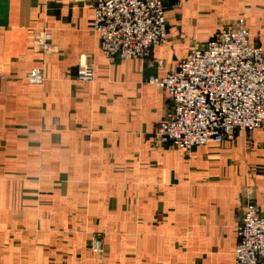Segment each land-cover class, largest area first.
Returning <instances> with one entry per match:
<instances>
[{"label":"crops","instance_id":"0c3cea01","mask_svg":"<svg viewBox=\"0 0 264 264\" xmlns=\"http://www.w3.org/2000/svg\"><path fill=\"white\" fill-rule=\"evenodd\" d=\"M94 2L0 0V264H234L245 206L264 215V130L187 153L159 144L172 103L148 78L240 18L264 48V0H164L166 42L113 61ZM82 59L93 82L77 80ZM34 69L42 84L26 80Z\"/></svg>","mask_w":264,"mask_h":264},{"label":"built area","instance_id":"2783aa9c","mask_svg":"<svg viewBox=\"0 0 264 264\" xmlns=\"http://www.w3.org/2000/svg\"><path fill=\"white\" fill-rule=\"evenodd\" d=\"M93 9L91 28L110 61L145 59L153 46L167 40L164 0H95ZM250 37L244 18L225 24L207 42H194L174 71L148 78L172 103L157 127L159 144L187 153L221 145L238 132L264 130V48ZM52 40L47 28L33 31L34 45L45 54L55 50ZM76 76L80 82H93L94 62L80 60ZM26 80L42 84L43 70H32ZM236 234L234 264H264V215L256 204L245 206ZM105 248L101 235L92 238V252L104 253Z\"/></svg>","mask_w":264,"mask_h":264}]
</instances>
